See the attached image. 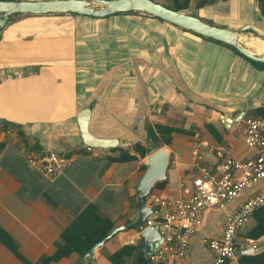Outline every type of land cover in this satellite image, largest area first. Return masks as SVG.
Segmentation results:
<instances>
[{"label":"crops","instance_id":"obj_1","mask_svg":"<svg viewBox=\"0 0 264 264\" xmlns=\"http://www.w3.org/2000/svg\"><path fill=\"white\" fill-rule=\"evenodd\" d=\"M198 1L186 12L238 31L242 43L245 36L264 41V0H210L196 7ZM86 108L90 131L111 139L112 147L83 146L77 121ZM258 109H264V67L222 41L142 12L11 14L0 29V226L35 263L54 254L63 230L89 203L116 226L128 223L138 211L135 185L146 157L157 150L150 147V128L177 129L158 135L171 159L168 178L152 191L173 197L198 174L196 140L205 141V162L215 174L219 159L211 149L222 147L242 161L253 156L245 120ZM137 145L152 151L114 159L118 148L137 155ZM46 150L68 153L73 161L52 178L29 160ZM263 188L264 177L206 208L186 264H215L205 237L220 236L227 214ZM253 224L249 217L247 226ZM137 231H118L83 264H113L106 253L134 238L137 244ZM236 244L256 252L264 250V237L236 236ZM83 256L73 252L48 264H80ZM0 264L25 263L0 241Z\"/></svg>","mask_w":264,"mask_h":264},{"label":"built area","instance_id":"obj_2","mask_svg":"<svg viewBox=\"0 0 264 264\" xmlns=\"http://www.w3.org/2000/svg\"><path fill=\"white\" fill-rule=\"evenodd\" d=\"M244 140L254 152L247 160L234 158L222 147L211 149L219 159L220 174H215L206 165L202 151L205 141L196 140L192 147V158L198 174L192 183L183 184L178 196L149 195L147 202L154 209L146 218L145 226L156 227L162 234L156 252L147 255L149 264H186L192 237L202 222V212L234 199L246 185L264 177V116L246 118ZM91 149L88 147V150ZM1 154L0 146V158ZM29 160L54 178L73 161V156L46 150L44 156H29ZM238 169L241 170L240 175L236 173ZM261 204H264V188L250 196L240 208L227 214L220 236L205 237L204 241L214 255L215 264L237 259L238 252L242 250L236 244L237 232ZM131 243H136V238Z\"/></svg>","mask_w":264,"mask_h":264},{"label":"water","instance_id":"obj_3","mask_svg":"<svg viewBox=\"0 0 264 264\" xmlns=\"http://www.w3.org/2000/svg\"><path fill=\"white\" fill-rule=\"evenodd\" d=\"M98 3V4H96ZM142 11L167 22L191 30L202 36L222 41L232 45L250 59L264 62V55L256 54L248 49L242 42L240 33L226 27L210 24L200 17L185 11L175 10L155 0H36L16 1L0 0V29L4 27L11 14H47V13H77L96 17H104L119 12ZM247 26L243 27V30ZM90 109H83L78 115V126L83 146L108 148L114 145L108 138L95 136L89 128ZM152 142L151 138L149 139ZM153 148V144L150 145ZM171 151L168 146L161 147L151 153L145 160V171L135 185V195L138 204L136 216L128 223L113 228L103 239L95 243L81 258L84 263L86 257L90 260L95 257V250L102 246L115 233L127 228L139 231L137 249L145 255L156 252L162 234L156 227L145 226L146 218L152 213L154 206L147 202L158 182L168 178V167ZM253 248L242 249L238 254H252Z\"/></svg>","mask_w":264,"mask_h":264},{"label":"trees","instance_id":"obj_4","mask_svg":"<svg viewBox=\"0 0 264 264\" xmlns=\"http://www.w3.org/2000/svg\"><path fill=\"white\" fill-rule=\"evenodd\" d=\"M155 1L161 2L158 0ZM259 1L260 3L263 2V0H259ZM167 2H168L167 0H164V2L161 3H163L167 7L185 12L194 4V0H169V3ZM209 2L210 0H201L195 3V6L196 7L204 6ZM262 11H264L263 7H262ZM130 12L137 13L142 11H129L128 13ZM187 13H189V11H187ZM209 39L219 41L213 38H209ZM230 46L234 48L238 53H240L236 47L232 45ZM240 54L246 57L247 59H249L250 61L260 65L261 67H264V62L254 61L249 57L245 56L244 54L242 53ZM253 116L254 117L264 116V109H258ZM156 129L157 132L153 128L149 129V134L152 137L154 143L153 149H159L162 147V140L158 136L159 133L172 135L173 131H177L176 128L167 125H158ZM36 147L38 150H41L37 145ZM118 150L120 152V155L118 157H114V159L119 161L135 160L140 157L144 158L152 151L151 148L141 145L136 146L137 155L130 154L128 151L122 148H118ZM39 154H40L39 156L41 157L45 155V152L39 151ZM249 217L253 218L254 224L252 226L251 225L247 226L246 224L247 222H246L238 230L237 236H241L243 238L245 237L254 238V239L260 238L262 235H264V204H261L258 207H256L252 211ZM115 227L116 225L114 221H112L108 217L102 216L99 213L97 206L93 203H89L80 213H78V215L63 230V232L61 233L60 242H58L54 254L51 256H47L41 259L40 261H37L35 263H28L26 258L20 253L19 247L17 243L14 241L13 237L1 226H0V241L3 244H5L14 254H16V256H18L25 264H48L52 260H59L64 256H69L73 252H77L81 256L85 255V253L90 249L92 245L103 239ZM238 249H241V247L238 246ZM106 257L113 264H149V259L147 255L143 254L137 249L136 243H126L120 246L114 252H107ZM237 262L238 264H264V250L261 249L252 254H239L237 257ZM223 264H230V262L225 261Z\"/></svg>","mask_w":264,"mask_h":264},{"label":"bare ground","instance_id":"obj_5","mask_svg":"<svg viewBox=\"0 0 264 264\" xmlns=\"http://www.w3.org/2000/svg\"><path fill=\"white\" fill-rule=\"evenodd\" d=\"M245 42L243 44H245V46L250 49L254 48L255 50H257L259 53H264V41L259 38V37H246L245 36Z\"/></svg>","mask_w":264,"mask_h":264},{"label":"rangeland","instance_id":"obj_6","mask_svg":"<svg viewBox=\"0 0 264 264\" xmlns=\"http://www.w3.org/2000/svg\"><path fill=\"white\" fill-rule=\"evenodd\" d=\"M158 1H161V2H164V0H158ZM169 1V0H168ZM96 4H98V3H96ZM247 224V223H246Z\"/></svg>","mask_w":264,"mask_h":264}]
</instances>
